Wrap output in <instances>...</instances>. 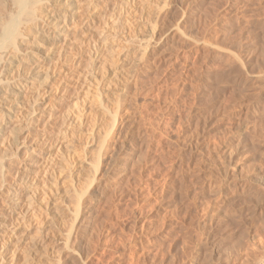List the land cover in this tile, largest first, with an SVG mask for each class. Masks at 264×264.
<instances>
[{"label": "rangeland", "instance_id": "rangeland-1", "mask_svg": "<svg viewBox=\"0 0 264 264\" xmlns=\"http://www.w3.org/2000/svg\"><path fill=\"white\" fill-rule=\"evenodd\" d=\"M129 1L20 263L264 264V0Z\"/></svg>", "mask_w": 264, "mask_h": 264}, {"label": "bare ground", "instance_id": "bare-ground-1", "mask_svg": "<svg viewBox=\"0 0 264 264\" xmlns=\"http://www.w3.org/2000/svg\"><path fill=\"white\" fill-rule=\"evenodd\" d=\"M106 1L107 6L102 7L103 0H36L37 13L22 37L0 39V264L23 263L22 242L32 247L38 245L33 237L40 233L38 228L35 234L31 232L33 236L26 231L39 216L46 199L47 186L42 185L41 180L44 176L49 179L43 181L52 182L48 173L54 169L55 175L60 162H55L57 152L63 151L68 144L64 145L63 140L70 136L71 124L81 122V100L85 99L77 95L71 98L72 104L65 103L66 107L60 108L56 94L69 88L66 83L69 81L65 80L69 68L73 69L69 75L76 79V86H85L83 83L95 79L100 58L92 52L87 57L79 54L80 43H84L86 49L94 47L91 43L94 38L93 43L99 42L103 36L98 37L97 30L106 19L110 30L102 38L111 42L109 35L119 29L114 28L119 20L114 4L119 2L120 9H124V4L130 8L128 3H133L129 0ZM3 25L4 20L0 17V37L3 36ZM103 44L107 45V42ZM56 103L60 105L57 110ZM60 165L63 166L62 162ZM96 167L95 164L94 169ZM28 235L33 237L28 239L30 242L25 241ZM28 252L26 256H29Z\"/></svg>", "mask_w": 264, "mask_h": 264}, {"label": "clouds", "instance_id": "clouds-1", "mask_svg": "<svg viewBox=\"0 0 264 264\" xmlns=\"http://www.w3.org/2000/svg\"><path fill=\"white\" fill-rule=\"evenodd\" d=\"M36 13V0H0V17L4 20L0 39L21 38Z\"/></svg>", "mask_w": 264, "mask_h": 264}]
</instances>
